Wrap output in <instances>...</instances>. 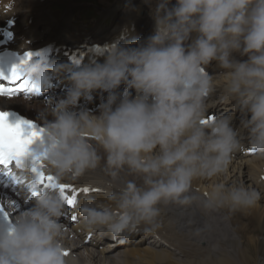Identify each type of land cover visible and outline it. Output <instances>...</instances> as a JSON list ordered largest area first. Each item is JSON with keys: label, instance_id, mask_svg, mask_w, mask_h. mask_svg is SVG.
I'll return each instance as SVG.
<instances>
[{"label": "clouds", "instance_id": "clouds-1", "mask_svg": "<svg viewBox=\"0 0 264 264\" xmlns=\"http://www.w3.org/2000/svg\"><path fill=\"white\" fill-rule=\"evenodd\" d=\"M143 2L152 32L117 38L102 61L56 62L42 54L23 65L41 95L54 80L66 91L35 108L43 132L14 171L39 195L11 223L0 216V264H80L64 254L66 203L59 189L36 185L34 157L57 184L99 174L104 199H78V229L112 239L156 234L166 210L174 212L170 223L183 222L199 237L212 225H198V215L227 224L264 195L227 182L241 150L264 162V0ZM124 10L138 8L126 0ZM213 64L218 74L208 71ZM218 80L219 100L239 113L238 126L232 112L210 118ZM97 97L94 110L82 106ZM199 180L210 182L207 191L194 189Z\"/></svg>", "mask_w": 264, "mask_h": 264}, {"label": "bare ground", "instance_id": "bare-ground-1", "mask_svg": "<svg viewBox=\"0 0 264 264\" xmlns=\"http://www.w3.org/2000/svg\"><path fill=\"white\" fill-rule=\"evenodd\" d=\"M5 1L14 2L11 0ZM30 3L29 0H19V2H15L14 9L11 7L6 13L0 9V22L8 19L9 16H19L21 14L29 21L30 17L27 16L33 11L32 7H34ZM37 7H34L35 11ZM134 13L136 18H122V21L114 25L109 38H114L117 35L123 37L122 33L126 28L128 29V34H130V27L133 22H135V30L139 35L142 27L153 29L154 22L149 23V27L146 26L143 18L139 17V9ZM76 14L78 17V13ZM32 15L34 14L32 13ZM41 15L45 14L42 12ZM130 15L131 13L127 12V17ZM40 21L32 22L33 34H31L30 38L27 29L25 27L22 28L20 24L18 26L17 42L20 43L22 39V44H26V40L36 43L35 40L41 39L43 33L38 26L41 23ZM127 21V26H125L124 24ZM55 32L58 37H65L63 45H68L71 40L79 37L74 30H67L62 25ZM84 39L85 44H90L92 41L91 37L87 35ZM26 47L28 46L26 45ZM3 102L5 106L15 105L23 110H28L32 107L36 108L40 104V102H36L33 106L27 101L16 99L4 100ZM211 103L214 106L210 110L219 106L215 102ZM244 143L246 144L247 141H244ZM262 164L264 162L258 161L255 156L243 157L240 152L236 153L227 174V182L231 183L235 180L244 184L250 183L248 185L252 184L264 193V182L259 179L263 174L260 171ZM207 182L204 180L199 187H193L195 190L198 189V191L201 189L207 191L208 186L205 185L208 184ZM75 183L79 185L88 183L101 188L104 187L97 173L88 174ZM83 197L89 196H80V198ZM93 198L104 199L103 195L94 196ZM261 201H264V195H262L259 203ZM68 214L69 218L63 221L66 232L65 240L73 232L75 237L69 240V255L78 257L80 264H106L109 261L111 264H264V205L258 204L251 210L231 214L228 220L230 225L223 223L218 218L198 215L196 217L198 225L203 224L205 221L212 225L210 231H206L199 237L192 236L183 222L170 223L169 221L173 218L174 212L166 210L163 216L164 226L156 234L147 236L141 234L140 239L137 237L139 234L122 237L116 244L112 243V238L100 237L92 233L94 236L91 243L85 245L91 232L83 233L79 231L78 223L75 225L74 221H71L70 216H75L76 220H78L77 207ZM243 221H246L247 224L242 225ZM68 222L69 225H66ZM251 227H256L258 234L251 235L247 233V228ZM233 231L234 233H232ZM105 244L106 246L101 249ZM163 244L168 248H163ZM214 244L216 245L215 248L212 247ZM145 248H149L150 251L144 252Z\"/></svg>", "mask_w": 264, "mask_h": 264}, {"label": "snow or ice", "instance_id": "snow-or-ice-1", "mask_svg": "<svg viewBox=\"0 0 264 264\" xmlns=\"http://www.w3.org/2000/svg\"><path fill=\"white\" fill-rule=\"evenodd\" d=\"M107 51V50H105ZM95 52L102 53L100 48H96ZM43 53L26 52L25 57L22 58L21 63L13 66L11 73L5 76L3 72H0V79L7 81V83H0V98H14L20 93H24L26 96L41 95V90L30 79L26 78L23 74V65L32 59L33 56H39ZM82 62L81 57H73L72 63L79 64ZM51 87V84L49 85ZM9 113L6 111H0V165L9 169V175L19 183L27 185L33 196H38L39 192L36 187L28 182L25 178L20 177L14 168L18 167L23 157L30 153V145L37 137H40L43 128L38 126L36 122L28 119L18 118L16 123H12L9 120ZM210 118L214 119V116L210 115ZM207 123V120L203 121ZM43 162L38 157L33 158V167L31 172L36 176V185L47 190L49 188L59 189L61 195L67 206L75 207L78 201V197L83 193L99 192L98 188L83 187L77 189L74 185L69 183L57 184L56 178L43 171ZM14 208V205L9 204ZM0 216L6 218L11 223L10 213L6 208L0 204ZM71 220H76L75 216H70ZM65 255H69V252H65Z\"/></svg>", "mask_w": 264, "mask_h": 264}, {"label": "rangeland", "instance_id": "rangeland-1", "mask_svg": "<svg viewBox=\"0 0 264 264\" xmlns=\"http://www.w3.org/2000/svg\"><path fill=\"white\" fill-rule=\"evenodd\" d=\"M11 1H14V2H19V0H11ZM32 0H29V3L31 2ZM119 1L120 0H115V4L117 5V4H119ZM143 2V0H137L136 1V5H138L140 2ZM52 0H47V2L46 3H41L40 1L39 2H34V1H32L30 4L31 5H33L34 7L35 6H38L37 7V9H36V11L34 10V7H32V9H33V11L31 12V13H29V15L27 16V17H30V20L31 19H34L33 21H37L38 20V17L41 15V13L43 12L44 14H45V12H49L50 13V11H49V9H53V6L55 7V8H57V7H60L62 4H60V2H55L54 1V5L53 6H51V4H52ZM46 5V6H45ZM102 6H107L106 4H102ZM46 7V8H45ZM45 8V9H44ZM138 9H139V11H140V13H141V11L143 10V6L142 5H139V7H138ZM123 11V10H122ZM41 12V13H40ZM32 13L34 14V15H32ZM37 13V14H36ZM76 13H77V11H76ZM75 13V14H76ZM149 14L148 15H140L139 14V17H141V18H143V20H144V24L146 25V26H150V24H149V22H148V20H150V19H152V17H151V15H150V10H149V12H148ZM32 15V16H31ZM76 16H77V14H76ZM32 17V18H31ZM151 17V18H150ZM37 18V19H36ZM149 18V19H148ZM36 19V20H35ZM124 19V18H123ZM147 19V20H146ZM107 20V19H106ZM119 21H122V18H121V20H119ZM118 21V22H119ZM146 21V22H145ZM28 22V21H27ZM40 22H42V21H40ZM117 22V23H118ZM153 22V21H152ZM152 22H150V23H152ZM116 23V24H117ZM115 24V25H116ZM92 25H95V23H93ZM76 27H83V28H89V29H91L87 24H84V23H76ZM151 29V28H150ZM141 31V29H140V35L142 36V35H144V36H142V37H146V36H148V35H146V34H144L145 32H142ZM146 35V36H145ZM202 181H204V180H199V181H196V182H194V186H196V187H199V185L202 183ZM209 182V181H208ZM207 182V183H208ZM205 185H209V183L208 184H205ZM260 205H264V201H261V203H259ZM232 220H235V219H232ZM247 224V222L246 221H243L242 222V225H246ZM245 227V226H244ZM246 232L247 233H249V234H258V229L256 228V227H251V228H247V230H246ZM232 233H234V231L232 232ZM149 250V248H145L144 249V252H147ZM150 251V250H149ZM174 253V252H173ZM116 256V255H115ZM137 264H139V263H137Z\"/></svg>", "mask_w": 264, "mask_h": 264}]
</instances>
